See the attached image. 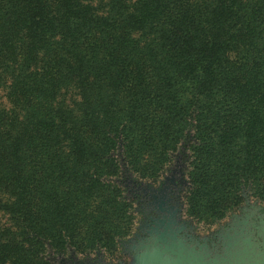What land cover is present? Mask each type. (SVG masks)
Instances as JSON below:
<instances>
[{"label":"trees","instance_id":"trees-1","mask_svg":"<svg viewBox=\"0 0 264 264\" xmlns=\"http://www.w3.org/2000/svg\"><path fill=\"white\" fill-rule=\"evenodd\" d=\"M172 162L196 220L264 201V0H0V264L114 251Z\"/></svg>","mask_w":264,"mask_h":264},{"label":"rangeland","instance_id":"rangeland-1","mask_svg":"<svg viewBox=\"0 0 264 264\" xmlns=\"http://www.w3.org/2000/svg\"><path fill=\"white\" fill-rule=\"evenodd\" d=\"M5 100L2 98L7 112L10 107ZM5 121H10L8 114ZM175 161L183 166L180 157L177 156ZM174 162L167 167L157 185L144 187L148 204L142 202V192L137 194L136 189L127 187L134 215L129 223L132 231L119 240L114 251L100 249L80 256L67 250L60 255L53 254L54 263L170 264L168 255L162 256L160 252L148 249L154 243L158 249L164 242L166 247L177 243L187 258L186 264H264V201L243 195L244 202L228 209L222 219L210 224L196 220L186 212V189L180 186L181 176L173 167ZM181 183H187L185 176ZM170 186L173 190L169 192L171 199L168 200L166 191Z\"/></svg>","mask_w":264,"mask_h":264},{"label":"water","instance_id":"water-1","mask_svg":"<svg viewBox=\"0 0 264 264\" xmlns=\"http://www.w3.org/2000/svg\"><path fill=\"white\" fill-rule=\"evenodd\" d=\"M163 242V241H161ZM152 247H148V249H152L154 252H160L162 256H167L170 261V264H186L187 258H185V254L182 252L180 246H177V243H170L169 247L164 246V242L159 244V248L157 249L158 245L154 243L151 245ZM157 250V251H156Z\"/></svg>","mask_w":264,"mask_h":264},{"label":"flooded vegetation","instance_id":"flooded-vegetation-1","mask_svg":"<svg viewBox=\"0 0 264 264\" xmlns=\"http://www.w3.org/2000/svg\"><path fill=\"white\" fill-rule=\"evenodd\" d=\"M177 174H178V173H177ZM175 184H176V183H175ZM172 186H173V185H172ZM174 189H175V188H174ZM172 190H173V188L170 186V187L168 188V190L166 191V193H167V195H168V196H167V199H168V200L171 199V198H170V195H169V192L172 191ZM135 192H136V193H137V192H138V193L142 192V193H143V197H144V198L142 199V202H144L145 205H146V203L148 204V202H147V201H148V198H147V191L145 190V188H142V187H140V186H137ZM138 193H137V194H138ZM150 214H154V213L150 211ZM154 215H155V214H154ZM123 263H124V262H123ZM88 264H92V263L90 262V263H88Z\"/></svg>","mask_w":264,"mask_h":264}]
</instances>
